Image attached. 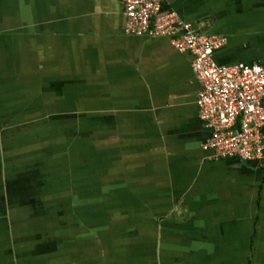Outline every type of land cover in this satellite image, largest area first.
I'll return each instance as SVG.
<instances>
[{"label": "crops", "instance_id": "obj_1", "mask_svg": "<svg viewBox=\"0 0 264 264\" xmlns=\"http://www.w3.org/2000/svg\"><path fill=\"white\" fill-rule=\"evenodd\" d=\"M264 65V0H165ZM120 0H0V264H264V158H217L191 52Z\"/></svg>", "mask_w": 264, "mask_h": 264}, {"label": "built area", "instance_id": "obj_2", "mask_svg": "<svg viewBox=\"0 0 264 264\" xmlns=\"http://www.w3.org/2000/svg\"><path fill=\"white\" fill-rule=\"evenodd\" d=\"M120 1L126 34L167 36L178 51L192 53V67L202 84L198 113L211 129L203 149L213 150L217 158H264V65L218 64L214 53L226 44V36L197 31L166 7L165 0Z\"/></svg>", "mask_w": 264, "mask_h": 264}]
</instances>
